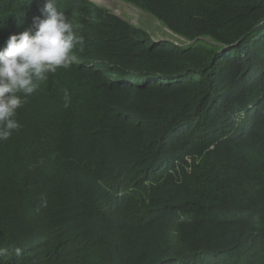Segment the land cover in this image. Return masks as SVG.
<instances>
[{"label": "trees", "instance_id": "trees-1", "mask_svg": "<svg viewBox=\"0 0 264 264\" xmlns=\"http://www.w3.org/2000/svg\"><path fill=\"white\" fill-rule=\"evenodd\" d=\"M123 1L188 44L56 0L84 43L0 141V264H264V0Z\"/></svg>", "mask_w": 264, "mask_h": 264}, {"label": "clouds", "instance_id": "clouds-1", "mask_svg": "<svg viewBox=\"0 0 264 264\" xmlns=\"http://www.w3.org/2000/svg\"><path fill=\"white\" fill-rule=\"evenodd\" d=\"M90 2L100 6L93 0ZM103 8L130 23L110 9ZM40 13L41 16L33 18L32 27L11 35L0 48V141L8 140L13 131L21 127L16 119L17 109L27 102L42 82L48 80L50 74L56 73L59 68L70 67L72 61L77 62L73 57L77 46H81L82 50L83 37L77 34L73 22L65 13L58 10L56 0H45ZM185 42L174 44H188ZM68 95L65 90V100Z\"/></svg>", "mask_w": 264, "mask_h": 264}, {"label": "rangeland", "instance_id": "rangeland-1", "mask_svg": "<svg viewBox=\"0 0 264 264\" xmlns=\"http://www.w3.org/2000/svg\"><path fill=\"white\" fill-rule=\"evenodd\" d=\"M92 1V0H90ZM95 1V0H93ZM104 2L105 0H100ZM95 3H97L95 1ZM98 4V3H97ZM100 6L110 9L113 13L125 20L130 21V24L137 27H142L147 34H151L150 39L154 40H168L172 43L180 44L185 40L168 29L164 28L158 21L152 18L149 14L137 9L122 0H110V5L99 4ZM188 42H185L186 44Z\"/></svg>", "mask_w": 264, "mask_h": 264}, {"label": "bare ground", "instance_id": "bare-ground-1", "mask_svg": "<svg viewBox=\"0 0 264 264\" xmlns=\"http://www.w3.org/2000/svg\"><path fill=\"white\" fill-rule=\"evenodd\" d=\"M98 4H104L109 6L110 5V0H105L104 2L100 1V0H95Z\"/></svg>", "mask_w": 264, "mask_h": 264}]
</instances>
